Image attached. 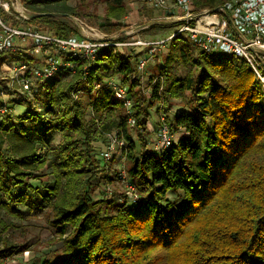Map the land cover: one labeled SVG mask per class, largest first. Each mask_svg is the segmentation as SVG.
<instances>
[{
	"label": "trees",
	"instance_id": "1",
	"mask_svg": "<svg viewBox=\"0 0 264 264\" xmlns=\"http://www.w3.org/2000/svg\"><path fill=\"white\" fill-rule=\"evenodd\" d=\"M69 1L22 0L31 11L81 17ZM105 1L107 19L118 22L102 27L120 32L126 2ZM193 2L215 7L223 0ZM68 20L29 19L60 36L78 34ZM168 47L163 79L151 83L150 97L142 88L138 55L118 53L114 46L102 47L86 71L79 61L75 73L40 78L31 94L22 92L27 118L41 121V130L30 122L10 129L13 111L0 122V137L8 143L0 149V256L28 247L9 240L14 225L2 214L21 220L38 214L47 218L62 254L33 264H264V88L242 57L207 54L183 35ZM174 62L184 67L183 75L172 72ZM109 71L128 87L134 125L112 87L96 94L97 83L111 80ZM172 98L184 100L189 110L170 118ZM154 101H161L171 132L184 131L159 152L149 149L146 137ZM51 132L60 139L49 146ZM112 132L126 142L129 177L143 184L140 190L135 184L137 201L94 194V179L106 164L94 146L107 143Z\"/></svg>",
	"mask_w": 264,
	"mask_h": 264
},
{
	"label": "built area",
	"instance_id": "2",
	"mask_svg": "<svg viewBox=\"0 0 264 264\" xmlns=\"http://www.w3.org/2000/svg\"><path fill=\"white\" fill-rule=\"evenodd\" d=\"M151 3L157 11L160 10L165 19H183L177 23L178 28L166 39L129 41L124 38L102 42L98 40L101 36L96 28L80 17L78 19L82 24V30L91 37L90 39L79 34L60 36L48 29L37 27L23 15L27 8L22 0H0V53L3 55L17 53L21 57L13 59L7 65L9 72L6 76L11 79L9 90L16 92L18 89L31 94L35 80L52 78L64 70L75 73L79 61L86 63L84 66L86 71L88 63L97 58L104 46L139 45L147 47L153 54L167 43L166 40H171L176 35L186 36L196 48L207 54L226 53L246 59L264 88V0H223L215 7H196L193 0H151ZM5 10H12L16 19L6 20ZM74 25L77 27L76 23ZM147 63L146 58L139 57L137 64L139 71H144ZM157 79L162 80L163 77L157 74L152 82ZM15 85H18V88ZM107 87H112L116 96L123 100L128 122L134 125L133 103L128 87L115 80L100 82L96 84V94ZM162 87L161 85L160 93ZM2 89L3 87H0V96L5 92ZM79 93H75V97ZM15 99L14 95H8V99L0 101V122L13 111L10 102ZM159 119L155 148L162 151L172 145L174 136L162 110ZM116 146L120 157L123 161L126 160L124 152L126 142L116 132H112L108 133L107 146L102 152L105 163L114 155ZM127 176V169L124 168L120 177L126 181L127 196L137 201L139 195L136 187Z\"/></svg>",
	"mask_w": 264,
	"mask_h": 264
},
{
	"label": "rangeland",
	"instance_id": "3",
	"mask_svg": "<svg viewBox=\"0 0 264 264\" xmlns=\"http://www.w3.org/2000/svg\"><path fill=\"white\" fill-rule=\"evenodd\" d=\"M128 13L125 17L120 20L121 28L120 30L127 29L130 33L125 37L126 40L135 41L137 39L143 40H158V39H166L172 32H174L179 24H171L164 25L161 27L154 28H143L138 31H132L136 26L142 25L143 23H147L153 19H165L160 10L157 11L151 0H125ZM69 3L76 7L77 11H81L84 14L81 15V19L87 22L89 25L96 28L101 37H106L110 35L118 34L119 32L109 33L102 27V25L108 23L118 22L114 19H107L106 16V1L105 0H70ZM162 12V11H161ZM12 10L4 11V18L6 20L14 21L16 18L14 14H12ZM62 18V17H61ZM71 20V19H70ZM69 21V20H68ZM71 24H74L73 21H69ZM37 27L42 29H48L45 27L43 23H34ZM75 26V25H74ZM77 28V27H76ZM167 44L160 46L156 53H150L149 49L145 46L139 45H126V46H117L115 51L121 54L127 53L129 55H138V57H143L148 60L146 68L144 71H139L140 78L142 79V88L144 89V93L150 97L151 95V77L160 73V68L165 62V55L168 52V45L170 40H166ZM195 51V49H194ZM0 62L4 63L0 65V87H3L4 94H1L0 101H5L8 99V95H14L16 97L15 102L11 101V105L14 108L13 114L15 120L11 122L10 129H14L15 126L22 127V125H27L28 122L32 123L33 127L36 131L41 130V121H36L35 118H27V110L28 104L27 99L24 98L22 92L16 89V92L9 90V84L11 79L6 76L7 73V65L13 59H20V54L17 53H9L2 55ZM172 72L175 75H183L185 73V69L183 66L178 65L174 62L171 65ZM6 77V78H5ZM108 77L111 80H116V76H112L111 72H108ZM121 82V81H120ZM18 88V85H15ZM170 106L167 110V114L170 118L175 117V115L181 111L182 109L189 110V106H187L182 99H169ZM82 103L85 106H88L90 103V99L88 95H84L82 97ZM161 101H154L152 106L149 107L150 119L148 122V134L146 137L148 141V146L150 150L157 151L159 150L155 148L156 142V129L159 126V112L162 108ZM29 113V112H28ZM174 136V140L177 141L184 136V131L181 128H175L172 131ZM47 141L49 142V146L56 145V143L60 139L59 133L51 132L48 136H46ZM136 141V137L134 136ZM7 139H3L0 137V149L7 148ZM138 145V143H137ZM107 143L104 141H97L95 143L96 153L102 156V152L106 149ZM118 147H115L114 155L112 158L106 162L103 166V170L99 175L94 179V194L95 195H105L106 197H111L113 195H125L127 197V186L125 185L126 181L120 177L121 170L124 168H129V162L126 160L123 161V158L120 157V153L117 152ZM45 170H42V174ZM123 172V171H122ZM124 173V172H123ZM127 179L131 182V178L129 175ZM34 183H38L39 180H33ZM127 184V183H126ZM134 184V182H133ZM136 186L143 187L140 181H136ZM134 184V185H135ZM135 186V187H136ZM138 190V191H139ZM139 196L140 193L138 192ZM173 196V193L169 194ZM124 197V198H125ZM126 199V198H125ZM122 198L120 199V203H122ZM3 218L7 220V222L12 223L14 226H11L9 231L7 232V236L12 243L16 244H24L27 243L28 247L23 252H18L14 254H9L8 252H4L2 256H0V264H33L34 261L43 258H55L58 255L62 254V243L58 240L48 224L47 218L43 215H29L28 218L21 220L17 218L7 217L2 214ZM4 249L2 243L0 242V250Z\"/></svg>",
	"mask_w": 264,
	"mask_h": 264
},
{
	"label": "water",
	"instance_id": "4",
	"mask_svg": "<svg viewBox=\"0 0 264 264\" xmlns=\"http://www.w3.org/2000/svg\"><path fill=\"white\" fill-rule=\"evenodd\" d=\"M23 15L27 19L36 18V17L42 16V15H51L54 17H68L74 23H76L77 31H78V34L80 36H83V37L89 38V39L91 38L83 32L82 24L79 21L78 17L74 16L72 14L63 13V12H35V11H31L27 8L23 11ZM181 21H183V19H153V20L148 21L147 23H143L142 25L136 26L132 31H138L140 29L147 28V27H150L152 25H158V24H160V25L177 24ZM129 33H130V31H128L127 29H123L118 34L110 35V36H106V37H100L98 40L102 41V42L115 41V40L125 38Z\"/></svg>",
	"mask_w": 264,
	"mask_h": 264
},
{
	"label": "crops",
	"instance_id": "5",
	"mask_svg": "<svg viewBox=\"0 0 264 264\" xmlns=\"http://www.w3.org/2000/svg\"><path fill=\"white\" fill-rule=\"evenodd\" d=\"M1 63H2V62H0V65L4 64V63H2V64H1ZM8 72H9V71L7 70V74H8ZM156 130H157V129H156Z\"/></svg>",
	"mask_w": 264,
	"mask_h": 264
}]
</instances>
